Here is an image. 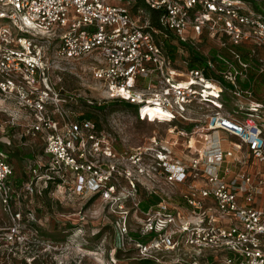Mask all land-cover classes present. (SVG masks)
Masks as SVG:
<instances>
[{
  "label": "built area",
  "instance_id": "obj_1",
  "mask_svg": "<svg viewBox=\"0 0 264 264\" xmlns=\"http://www.w3.org/2000/svg\"><path fill=\"white\" fill-rule=\"evenodd\" d=\"M147 1L164 11L161 30L142 18L143 10L134 14L129 3L0 0V20L23 35L13 40L0 26V99H12L28 111L24 124L11 117L0 127L4 133L21 126L19 138L41 144L45 156L26 165L30 174L20 182L9 151L0 147L4 238L13 248L26 234L23 213L28 210L35 220L32 197L49 179H58L56 186L68 179L65 185L79 199L105 204L116 216L118 233L129 235L142 254L188 249L196 255L219 252L224 264H264V209L258 204L264 196V113H253L264 112V106L251 89L238 87L236 77H245L249 67L242 52L264 73V0ZM166 32L182 42L203 39L206 54L214 44L224 68L217 69L210 58L201 68H187L186 60L179 67L180 58L172 60L156 40ZM224 50L237 66L223 57ZM61 62L89 65L103 98L135 105L140 120H189L185 111L191 104L209 113L189 131L168 130L171 140L152 136L148 146L120 149L92 119L70 117L63 109L74 98L54 92L46 82L49 70ZM208 85L215 87L214 95ZM229 102H239V109L247 106L249 113L224 112ZM155 106L170 116L144 113ZM224 134L236 142L223 143ZM241 146L260 161L257 172L252 170L257 164L246 163Z\"/></svg>",
  "mask_w": 264,
  "mask_h": 264
},
{
  "label": "rangeland",
  "instance_id": "obj_2",
  "mask_svg": "<svg viewBox=\"0 0 264 264\" xmlns=\"http://www.w3.org/2000/svg\"><path fill=\"white\" fill-rule=\"evenodd\" d=\"M105 1L109 4L124 6L129 3L130 8L135 4V0ZM140 9L143 12L139 13ZM132 12L134 14L138 12L144 20H150L149 12L141 6ZM0 26L7 29L13 40L19 35L23 36L7 20H0ZM203 47L204 43L201 48L204 49ZM182 60H184L183 56L180 57L178 66L185 65ZM46 82L54 92H60L63 97L74 98L73 101L69 100L62 104L63 109L70 117L90 111L97 128L107 133L113 139L116 147L120 149L148 146L150 145L148 139L152 136H155L157 140H171L174 134L169 135L168 130L177 126L180 130L189 131L195 126L201 125L205 114L209 113L201 105L191 104L185 111V115L190 121L148 122L140 120L131 108L123 106L119 100L104 99L99 83L91 76L90 66L80 63L61 62L55 64L49 70ZM75 99L77 104L74 103ZM87 99L93 101V104H88ZM98 101H101L100 105L97 104ZM238 104L239 102L236 104L229 102L228 105L223 106V111H236L240 116L249 113L247 106L239 109ZM99 107L101 109H98ZM258 110L253 113H264L262 109ZM147 113L151 118L156 115L151 110ZM54 115L57 116V114ZM27 116L28 111L19 103L9 98L0 99V125L11 117L18 120L19 124H24ZM2 131L3 129L0 127V140L10 141V144L7 145L6 142L1 141L0 145L2 144V148L7 151L11 149L10 152L14 153L11 161L14 162L17 173H20L22 177L25 173L28 176L30 173L27 169L25 171V163L29 164L38 158L45 159L41 148H39L41 144L38 146L29 138H19L18 133L21 131V126L14 129L6 128L4 133ZM221 138L223 143L236 142L234 138L226 134ZM35 140L39 143L38 138ZM240 151L249 165L260 162L250 157L244 146H241ZM26 153H30L33 157H28ZM260 163L264 164V160ZM259 168L260 165L257 164L252 167V170L257 172ZM65 180L64 182L68 183ZM65 183L52 187L50 193L47 196L44 195L43 199L36 198L35 200V209L38 210L37 215L41 219H39V223L42 235L29 237L28 234H21L20 240H16L13 248H10L11 245H8L4 238L7 215L0 213V264H144L145 261H149L150 264H224L223 256L219 252H202L196 255L188 252V249H151L142 254L135 242L129 239V235L124 237L118 233L115 224L116 216L107 212L103 202L99 199L83 201ZM258 204L264 209V196L258 201ZM133 218L137 224L140 222V218ZM72 226L73 228H71ZM97 231L99 234L93 237L91 234ZM130 231L135 233L133 230ZM23 235L27 236L25 240L22 238ZM28 237L31 239L30 243H36L35 249L30 250L36 254L34 261L28 254L29 250H26L27 245L30 244L27 242ZM142 240L144 241V239Z\"/></svg>",
  "mask_w": 264,
  "mask_h": 264
},
{
  "label": "trees",
  "instance_id": "obj_3",
  "mask_svg": "<svg viewBox=\"0 0 264 264\" xmlns=\"http://www.w3.org/2000/svg\"><path fill=\"white\" fill-rule=\"evenodd\" d=\"M138 6L143 7L146 11L149 12L151 27L157 30H161L162 25L160 24L159 19L164 11L161 9L154 8L147 0H135V4L133 7H131V9L136 11ZM156 40L157 42H162L163 48L165 49L166 53L169 55V57L172 60H175L183 56L184 60H186L187 62L186 65L187 68L204 67L207 59L209 58L213 61H216L217 69L222 70L224 68V62L222 61V59H220L217 56L216 48L213 47L214 44L211 45V48L208 51V53L207 54L205 53V49H207V46L203 39L197 40L196 43L182 42L179 39L175 38L170 32H166V36H164L161 33L156 35ZM203 43H204V47H203L204 49L201 48ZM222 55L226 59L232 61V63H234L236 66L238 65V62L232 59V57L229 55L227 50H224ZM240 56L242 61L249 63V67L244 73L245 77L236 76L238 87L242 90H246L248 88L251 89L253 96L257 99L258 102H260V104L264 106V96L262 92V87L264 86V73H258L257 61L255 59L248 57L245 52H242ZM179 67L184 68V66H179ZM204 72L208 76L209 74H213L212 70L211 71L205 70ZM120 102L123 103V106L127 108H131V110L136 114L137 107L135 105L126 103L125 101H120ZM98 109H101V107H99ZM81 117L92 119V114L90 113V111H85ZM0 147H2V144L0 145ZM10 150L11 149H9V156L11 158L14 153L10 152ZM26 154L28 157L32 156L30 155V153H26ZM26 165L27 164L25 163V166ZM25 177H26L25 175L24 177H21L20 182H22ZM57 182L58 179H54V180L49 179L47 181V186L41 190L40 194L32 197V201L34 202V204L36 203L35 202L36 198L43 199L45 196H47L50 193L52 187L54 188V186H56ZM27 212L28 210H26L23 213V223L21 229L22 232L28 234L30 237H36L38 235H42L40 229V223H39L41 219L37 215L38 210L35 209V213H33L35 220H31ZM71 228H73V226ZM98 234L99 231H97L96 233H92L91 235L93 237H96ZM35 244L36 243H31L26 247L27 248L26 250H29L28 254L30 255L32 261L36 260V256H35L36 254L30 252V250L35 249L36 247ZM143 263L150 264L149 261H145ZM72 264H76V263H72Z\"/></svg>",
  "mask_w": 264,
  "mask_h": 264
},
{
  "label": "bare ground",
  "instance_id": "obj_4",
  "mask_svg": "<svg viewBox=\"0 0 264 264\" xmlns=\"http://www.w3.org/2000/svg\"><path fill=\"white\" fill-rule=\"evenodd\" d=\"M208 91H210L209 93H210V95H214L215 93H216V90H215V87H213L212 88V85H211V87H209V85H208ZM152 111V112H154V113H156V115L155 116H158V117H160V118H162V119H167L166 118V116H170L169 114L167 115L164 111H162L159 107H157V106H155V107H149V108H146L145 110H144V113L145 112H148V111ZM149 114V113H148Z\"/></svg>",
  "mask_w": 264,
  "mask_h": 264
},
{
  "label": "crops",
  "instance_id": "obj_5",
  "mask_svg": "<svg viewBox=\"0 0 264 264\" xmlns=\"http://www.w3.org/2000/svg\"><path fill=\"white\" fill-rule=\"evenodd\" d=\"M262 165H264V164H262ZM263 168H264V166H263ZM262 199V197L259 199V201Z\"/></svg>",
  "mask_w": 264,
  "mask_h": 264
}]
</instances>
